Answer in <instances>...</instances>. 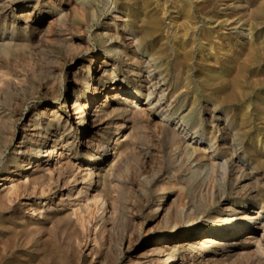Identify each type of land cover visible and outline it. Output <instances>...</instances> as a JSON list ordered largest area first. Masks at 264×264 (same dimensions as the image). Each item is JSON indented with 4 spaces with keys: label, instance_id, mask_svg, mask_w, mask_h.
<instances>
[{
    "label": "rangeland",
    "instance_id": "rangeland-1",
    "mask_svg": "<svg viewBox=\"0 0 264 264\" xmlns=\"http://www.w3.org/2000/svg\"><path fill=\"white\" fill-rule=\"evenodd\" d=\"M2 177L0 264H264V0H0Z\"/></svg>",
    "mask_w": 264,
    "mask_h": 264
},
{
    "label": "bare ground",
    "instance_id": "bare-ground-1",
    "mask_svg": "<svg viewBox=\"0 0 264 264\" xmlns=\"http://www.w3.org/2000/svg\"><path fill=\"white\" fill-rule=\"evenodd\" d=\"M152 23H154L153 21H152ZM154 27V26H153ZM237 29V28H236ZM149 30V29H148ZM147 30V31H148ZM138 31V30H137ZM151 30H149V33H151L150 32ZM149 33H148V35H149ZM241 33V32H240ZM239 33V34H240ZM246 33H248V32H246ZM238 34V35H239ZM126 35H132V34H130V33H128V34H126ZM246 35H248V34H246ZM134 36V35H133ZM223 36V35H222ZM148 37V36H147ZM245 38V37H244ZM247 38H250V37H248L247 36ZM131 39V41L134 43V44H136V46H138L139 44H138V40L135 38V39H132V38H130ZM249 40V39H248ZM99 67V66H98ZM100 68V67H99ZM101 69V68H100ZM99 69V70H100ZM105 71V70H104ZM101 75V74H100ZM146 77V76H145ZM147 79H148V77H147ZM150 79V78H149ZM123 99V98H122ZM127 104V103H126ZM145 111V110H144ZM149 111V110H148ZM93 115H96V108H94V114ZM98 116V115H97ZM62 118V117H61ZM97 118V117H96ZM176 125V124H175ZM29 126V125H28ZM177 126V125H176ZM180 127V125L177 127V128H179ZM35 128V127H34ZM176 128V129H177ZM178 130V129H177ZM175 131V130H174ZM63 135V134H62ZM124 136V135H123ZM216 137V136H215ZM190 138V137H189ZM212 138H213V136H212ZM184 141H182V143L183 144H185L184 146H186L187 144H189L185 139H183ZM216 141V140H215ZM192 142V141H191ZM194 142V146L192 147L193 149H192V152L193 153H196V152H205L206 151V149L205 148H201V147H203L202 146V142L201 141H198V140H196V141H193ZM186 147H188V146H186ZM51 149H55V147L53 146V148H51ZM208 150V149H207ZM212 152V151H211ZM210 152V153H211ZM209 154V153H208ZM52 151L51 150H49L48 151V157L49 158H52ZM60 155H61V153L60 152H57L56 153V158H55V160H53V163H58V158L60 157ZM231 158V157H230ZM207 159H209L210 161H211V163L212 164H215L216 163V160L217 159H219V156L216 154V152L215 153H213V154H209L208 156H207ZM224 159V158H223ZM223 159L221 160V161H223ZM49 160V159H48ZM231 160V159H230ZM220 161V162H221ZM235 163V162H234ZM254 163V162H253ZM52 164V163H51ZM74 164H75V162H74ZM223 164V163H222ZM88 169L87 168H83V166H81L80 164L79 165H77V174H80L82 177H84L85 176V174L87 173L88 174ZM249 174V173H248ZM9 176V175H8ZM26 178V177H25ZM0 191H2V190H4V189H10V191H12V194H13V192L14 191H16V184H14V182H13V179L12 178H10V177H2L1 179H0ZM24 181V180H23ZM76 184V183H75ZM19 188V187H18ZM253 194V193H252ZM9 195H11V194H9ZM14 195V194H13ZM250 195V194H249ZM72 196V194H69V197H71ZM253 196H255V195H253ZM161 199V198H160ZM92 200V199H91ZM99 200V199H98ZM69 201V200H68ZM66 202V201H65ZM76 203V202H75ZM84 203H85V201H84ZM96 204V203H95ZM73 205V204H72ZM75 205V204H74ZM73 205V206H74ZM95 207V206H94ZM263 207H264V205H262L261 203H260V206H259V208H260V212L263 210ZM90 208V207H89ZM44 209V208H43ZM88 209V208H87ZM77 210H78V208H77ZM77 210L75 209V211L77 212ZM95 210V209H94ZM110 210V209H109ZM89 211V210H88ZM92 212V211H91ZM75 213V212H74ZM77 214V213H76ZM260 214L258 213L257 214V216H254L255 218H258V216H259ZM77 217H78V215H77ZM80 217H82V216H80ZM80 217H79V219H80ZM229 217V216H228ZM243 218V217H242ZM251 219V218H250ZM84 220H86V218L84 219ZM79 221V220H78ZM83 221V220H82ZM86 223H88L87 221H86ZM81 224V223H80ZM245 219H243V220H241L240 221V219H237V217H229V218H227V219H225L224 220V222L222 223V224H220L219 226L217 225V226H215V233H213V234H218L219 232H222V231H224V230H229V227L228 226H236V225H238L239 227L236 229V232H234V235H238V234H240L241 233V231L243 230V229H245L246 228V226H245ZM84 227V226H83ZM259 227V226H258ZM264 227V226H263ZM256 228V227H255ZM233 235V234H232ZM215 235H206V236H204L201 240H202V242H205V243H207V244H212V243H215L216 242V240H215V237H214ZM263 238H264V236H263ZM197 242V241H196ZM236 243V242H235ZM174 257V256H173Z\"/></svg>",
    "mask_w": 264,
    "mask_h": 264
}]
</instances>
